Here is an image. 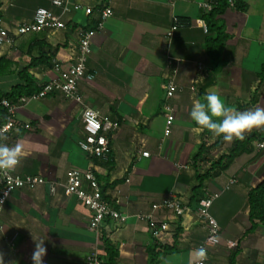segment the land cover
I'll use <instances>...</instances> for the list:
<instances>
[{"label":"crops","instance_id":"0c3cea01","mask_svg":"<svg viewBox=\"0 0 264 264\" xmlns=\"http://www.w3.org/2000/svg\"><path fill=\"white\" fill-rule=\"evenodd\" d=\"M68 1L91 7L92 13L71 11L62 16L65 29L25 34L13 45H0V57L13 63V72L0 76L1 90L9 91L21 83L16 73L45 46L51 47L63 69L74 62L79 29L92 27L108 0ZM207 1L111 0L113 14L92 39L87 61L91 78L79 83L86 105L120 120L119 128L109 135L107 161L88 157L78 146L84 136L81 104L53 93L17 109L18 121L30 128L19 127L1 138L9 146L21 148L15 172L40 176L45 183L9 195L0 216L4 264H33V238L45 239L44 264H87L92 252L99 258L104 254L102 237L117 248L116 264H148L149 247L160 253L157 264H195L207 227L197 214V204L190 202L191 187L197 183L192 158L201 143L209 146L217 135L193 124V102L215 92L232 112L264 109V82L258 83L264 63V0H235L244 9L230 6L217 17L228 35L221 55L224 65L217 73L210 69L205 48L213 34L202 28L206 11L200 4ZM39 7L60 14L52 0H0L1 26L13 30L30 21ZM173 17L185 24L169 37ZM168 55L179 61L169 65ZM172 71H176L180 88L170 100L174 120L171 132L165 135L163 104ZM30 73L38 83L58 74L54 67L44 66L34 67ZM262 129L253 128L245 135ZM143 151L149 155L143 156ZM225 151L222 145L208 151L215 155L211 160L208 153L200 156L197 168L203 171L204 161L209 168L216 154ZM71 168L93 170L104 199L127 215L126 221L106 219L98 233L91 231L89 208L64 192L66 172ZM232 177L236 183L226 188ZM263 179L264 151L254 150L205 180V193L217 194L210 212L220 226V242L209 247L206 264H228L232 255L235 264H264V224L250 229L247 201L248 190ZM170 194L178 196L189 211L182 216L156 211L158 221L168 222L167 230L155 233L147 221L135 217L150 212L152 203ZM228 241L235 245L230 247Z\"/></svg>","mask_w":264,"mask_h":264},{"label":"built area","instance_id":"2783aa9c","mask_svg":"<svg viewBox=\"0 0 264 264\" xmlns=\"http://www.w3.org/2000/svg\"><path fill=\"white\" fill-rule=\"evenodd\" d=\"M53 6L60 9V14L53 12L49 8L39 7L34 11L33 17L28 22H23L13 30L1 26L0 18V45H13L17 39L25 34L36 33L44 30L55 31L66 28V23L62 16L71 12L83 10L85 14H91V7H83L79 3H70L68 0H52ZM200 7L209 11L212 7L209 1L200 4ZM113 14L111 0L100 8L98 18L92 27L79 29L78 49L74 62L66 69H63L57 62L54 70L58 73L57 77L45 82L40 89L28 95H23L17 99L15 103L3 98L0 101L1 106L5 109V121L0 123V138L7 135L13 130L22 127L29 129L28 123H20L16 118V112L19 107H23L30 102L39 101L49 94L59 93L62 97L69 101L81 104V121L84 136L78 140L79 148L90 158H97L107 161L111 153V145L109 135L116 131L120 126V120L117 117L101 114L95 109L85 104L79 90V83L84 78H91L87 70L88 57L91 54L92 39L96 33L104 29V25L109 17ZM184 21L173 17L168 32L171 37L173 32L184 25ZM202 28L207 32V27L203 23ZM179 59L167 56L169 65L174 64ZM176 71L167 79L165 102L163 111L166 115L165 135L171 132L172 121L174 120V108L170 100L179 90V86L175 80ZM256 151H264V137L255 143ZM143 156H148L147 151L142 152ZM237 179L232 177L229 179L226 188L236 183ZM45 183L40 176L21 175L15 170L8 171L6 174L0 173V216L9 195L21 188L34 189L35 187ZM66 195H73L79 199L85 206L89 208L92 215L89 221V229L98 233L101 225L106 219H111L124 223L128 218L127 215L114 209L110 203L104 199L96 174L91 169L71 168L66 172L65 182L63 184ZM217 194H206L197 203V214L207 227V235L202 243L197 247L198 258L195 264H206L207 253L209 247H213L220 242V226L216 219L211 215L210 208ZM168 210L175 216H182L189 211L188 207L176 195H168L158 202L151 204L150 212L137 213L135 217L139 220L148 222L149 227L155 233L168 229V222L158 221L154 215L156 211ZM3 229L0 223V231ZM230 247L235 242L228 241ZM87 264H102L99 254L94 251L87 256Z\"/></svg>","mask_w":264,"mask_h":264},{"label":"trees","instance_id":"16d2710c","mask_svg":"<svg viewBox=\"0 0 264 264\" xmlns=\"http://www.w3.org/2000/svg\"><path fill=\"white\" fill-rule=\"evenodd\" d=\"M212 5L209 11H206L202 16L205 19L207 32L213 35L208 39L206 52L210 59V69L213 72H219L224 65L221 58L223 44L228 38V35L224 31V24L217 18L230 6L244 9V5L239 1L235 0H210ZM182 21V20H181ZM83 28H88L83 27ZM37 33V32H36ZM51 47L45 46V49L41 51L37 57L29 59V63L22 67L17 73V77L21 83L14 85L9 91H3L0 89V101L5 98L10 102L15 103L17 99L23 95H28L36 92L40 89V86L44 83H38L37 79L30 70L34 67H54L57 63L54 59V54ZM30 55L31 52L29 51ZM12 61L6 57H0V76L9 74L11 71ZM259 85L264 82V63L262 64L261 71L258 72ZM5 121V109L0 104V123ZM193 124L198 126L194 121ZM206 133L207 131L205 129ZM264 137V129L259 131H253L245 135L244 140H234L233 145L230 149L225 152L216 154V157L210 162V167L205 170L198 169L197 162L199 157L207 154L208 151L217 150L221 146L223 136H216L213 143L206 146L205 143H201L198 147V152L192 158V165L195 166V178L197 183L191 187V203H198V201L205 196V180H210L211 177H216L224 172L230 164L240 155L244 153H250L255 150V143ZM247 201L249 205L248 217L251 222L250 229L254 228L258 224H264V179L259 182L256 186L250 188L247 193ZM249 229V230H250ZM102 246L104 254L100 256L102 264H116L118 251L117 248L110 242L109 239L102 237ZM167 248V247H166ZM163 249L162 252H167L168 249ZM170 251V250H169ZM148 264H157L159 261L160 253L155 251V247H149L148 249ZM235 255H232L228 264H235Z\"/></svg>","mask_w":264,"mask_h":264},{"label":"clouds","instance_id":"9594fccd","mask_svg":"<svg viewBox=\"0 0 264 264\" xmlns=\"http://www.w3.org/2000/svg\"><path fill=\"white\" fill-rule=\"evenodd\" d=\"M191 119L202 129L223 136L225 141L234 139L244 140L245 133L253 128L264 127V109L256 108L245 112H232L224 104L219 94L212 92L206 95L203 101L193 102ZM218 118V119H214ZM21 159L19 145L9 146L0 138V173L6 174L17 167ZM35 250L32 255L33 264H44L47 249L43 238H33ZM0 264H4L0 256Z\"/></svg>","mask_w":264,"mask_h":264},{"label":"rangeland","instance_id":"374dc122","mask_svg":"<svg viewBox=\"0 0 264 264\" xmlns=\"http://www.w3.org/2000/svg\"><path fill=\"white\" fill-rule=\"evenodd\" d=\"M257 131V130H256ZM259 131V130H258ZM232 142H228V141H225L224 139H223V141L221 142V145H222V148L224 149V150H228V149H230L231 148V146H232ZM215 154L213 153V152H211V153H209L208 152V155H207V157H208V159L209 160H211L210 158L212 157V156H214ZM208 161H204L203 162V167L204 168H202V169H206V166H208L207 163Z\"/></svg>","mask_w":264,"mask_h":264}]
</instances>
